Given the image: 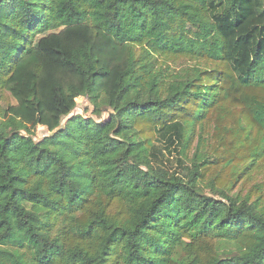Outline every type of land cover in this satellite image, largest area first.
Instances as JSON below:
<instances>
[{
	"label": "trees",
	"instance_id": "trees-1",
	"mask_svg": "<svg viewBox=\"0 0 264 264\" xmlns=\"http://www.w3.org/2000/svg\"><path fill=\"white\" fill-rule=\"evenodd\" d=\"M262 174L264 0H0V264H264Z\"/></svg>",
	"mask_w": 264,
	"mask_h": 264
},
{
	"label": "rangeland",
	"instance_id": "rangeland-1",
	"mask_svg": "<svg viewBox=\"0 0 264 264\" xmlns=\"http://www.w3.org/2000/svg\"><path fill=\"white\" fill-rule=\"evenodd\" d=\"M4 100L6 102H12L11 99L9 98H5L4 97ZM3 103V102H2ZM91 111H92V106L91 104L88 102V100L85 98V97H80L77 99V105L75 107V109L73 110L72 114H82V115H86V116H92L91 114ZM107 111H103L102 113V118L103 120H105L107 118ZM97 121H99L98 118H96ZM206 128H205V131H208L211 133V123L208 121L206 123ZM49 132L47 131V129L45 127H42V126H38L35 130V134H34V138L35 139H38V138H41L45 135H48ZM206 136V135H205ZM196 138L197 137H194V141L192 143V145L189 147V149L187 150V157H190L193 152H194V146L196 144ZM158 147H161V145H157ZM158 159H162L161 156H158L157 157V160ZM228 180V178L226 177V181ZM244 181V185L242 187V194H247L249 193V195L251 196V198L253 199L255 195H257L258 193H262V196L264 198V189L262 191L258 190L254 184L255 183H258V182H263L264 183V174L262 175H257L256 177H254L252 180L248 181V180H243ZM208 191V190H206Z\"/></svg>",
	"mask_w": 264,
	"mask_h": 264
}]
</instances>
